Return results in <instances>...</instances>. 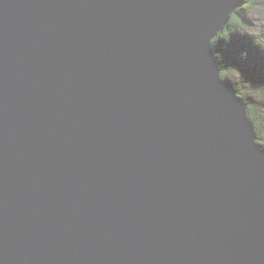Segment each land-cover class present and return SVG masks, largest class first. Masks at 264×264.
Instances as JSON below:
<instances>
[{"label":"water","instance_id":"water-1","mask_svg":"<svg viewBox=\"0 0 264 264\" xmlns=\"http://www.w3.org/2000/svg\"><path fill=\"white\" fill-rule=\"evenodd\" d=\"M234 6L0 0V264H264Z\"/></svg>","mask_w":264,"mask_h":264},{"label":"trees","instance_id":"trees-1","mask_svg":"<svg viewBox=\"0 0 264 264\" xmlns=\"http://www.w3.org/2000/svg\"><path fill=\"white\" fill-rule=\"evenodd\" d=\"M251 2L253 1L251 0ZM263 2L264 0H261V3ZM240 14L242 15L243 12H241ZM241 15L237 14L238 17L237 16L234 17L232 14L231 18L232 16L234 17L232 20L236 22V24L242 23L241 25H245V24L249 25V23H246L244 21L243 15L242 16ZM229 28L230 26L226 30L225 29L223 30V32L227 35L229 34V36L223 38L224 33H218L216 37L211 40V46L213 48V53L215 55V58L221 69L220 71L221 78H223L224 80L225 79L231 80L233 78L232 73L234 70L237 73L236 75L238 76L236 79L240 80L239 85L241 87L245 86L247 87L248 90H250L248 91L249 93L248 92L245 93L242 92L240 88L236 86V84L234 85L235 89L237 90V94L239 98L247 104L248 116L251 120H253V124L255 126L259 143L262 146L264 144V141L262 140V136L259 133L260 130L259 124H257L258 121L257 119H255L254 114H256L255 111L257 110V108L260 109L261 111L264 110V59H258L254 56V54H256L259 58H263L261 53L255 52L256 48L253 47V44L255 42L252 41L250 48L248 49L244 48L245 46V41H243L244 36H241V38L240 36H236L234 38V34H233V36L230 37L231 34ZM233 31L234 29L232 28V32ZM236 39H238L237 45H239L236 48L244 49L245 52H238V51L234 52L235 49L230 50V47L229 48L226 47L229 42H232L233 40L236 41ZM225 43L226 46H224Z\"/></svg>","mask_w":264,"mask_h":264},{"label":"rangeland","instance_id":"rangeland-1","mask_svg":"<svg viewBox=\"0 0 264 264\" xmlns=\"http://www.w3.org/2000/svg\"><path fill=\"white\" fill-rule=\"evenodd\" d=\"M253 2H251V0H235V6H234V9L231 10L230 14H229V18L226 22H223L222 25L220 26V30H218L215 34L214 37L211 38L214 39L216 37V35L218 33H224L223 30L227 29L229 26H230V34L232 37L233 34H234V38L236 36H244L243 37V41H245V46L244 48H250L251 44H252V41L255 42L253 44V47L256 48L255 52L257 53H261L262 57L263 58H259L256 54H254V56L258 59H264V2L261 3V0H252ZM235 12V13H234ZM243 12V18H244V21L246 23H249L248 24H245V25H241V24H236V22H234L232 19L237 16V14L241 15L240 13ZM233 14L232 18H231V15ZM241 15V16H242ZM238 17V16H237ZM234 24V25H232ZM236 24V25H235ZM232 25V26H231ZM232 28L234 29V31L232 32ZM235 32V33H234ZM237 32V33H236ZM222 35V34H220ZM223 38L226 37V36H229V34H223ZM239 38V40H240ZM211 40H210V49L211 51L213 52V48L211 46ZM238 39L233 40L232 42H229L226 46V43L224 44V46L226 47H230V50L232 49H235L234 52H245L244 49H237L236 47L239 46L237 45V41ZM243 48V47H242ZM248 52V51H247ZM214 55V53H213ZM214 58H215V55H214ZM216 60V58H215ZM217 61V60H216ZM221 71V69H220ZM234 73V74H233ZM233 73H232V76H233V80H226L225 81L237 92V90L235 89V84L236 86H238V88H240V90L242 92H245L247 93L248 90L247 87H241L239 85V82L240 80L239 79H236L238 76L236 75L237 73L233 70ZM239 73V71H238ZM221 77V76H220ZM235 79V80H234ZM242 83H245V82H242ZM260 83H263V82H260ZM243 85V84H242ZM244 93V94H245ZM249 93V92H248ZM238 95V94H237ZM245 103V102H244ZM247 106V105H246ZM248 108V107H247ZM256 114L255 115V119H257L258 123L259 124V133L261 134L262 136V140L264 141V110H260L257 108V110L255 111ZM246 114L248 115V112L246 111ZM249 117V116H248ZM251 123L253 124V120H251ZM253 128H254V132L256 134V143L259 145V147H261L263 150H264V144L261 146V144L259 143V140H258V137H257V133H256V130H255V126L253 124Z\"/></svg>","mask_w":264,"mask_h":264},{"label":"bare ground","instance_id":"bare-ground-1","mask_svg":"<svg viewBox=\"0 0 264 264\" xmlns=\"http://www.w3.org/2000/svg\"><path fill=\"white\" fill-rule=\"evenodd\" d=\"M223 79V78H222ZM224 80V79H223ZM248 116V115H247ZM249 118V117H248ZM250 119V118H249Z\"/></svg>","mask_w":264,"mask_h":264}]
</instances>
